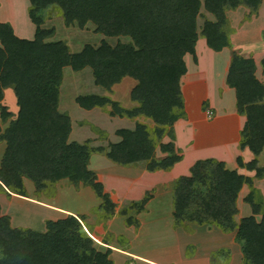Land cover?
Instances as JSON below:
<instances>
[{"label":"trees","instance_id":"16d2710c","mask_svg":"<svg viewBox=\"0 0 264 264\" xmlns=\"http://www.w3.org/2000/svg\"><path fill=\"white\" fill-rule=\"evenodd\" d=\"M29 17L36 26L33 40L21 39L9 23L0 22V111L3 124L9 125L0 135L6 150L0 164V193L27 197L24 180L32 181L37 191L68 179L92 187L103 200L101 210L110 214L114 204L97 177L89 169L92 149L69 142L72 121L59 111L60 87L65 68L75 72L90 68L97 86L111 90L124 79L136 81L131 98L138 106L123 109L110 97L79 96L78 105L91 110L112 107V116L151 119L159 139L169 134L175 139L174 124L187 114L181 92V80L187 74L185 56L196 58L201 35L210 49L221 52L232 45L227 11L244 6L256 11L262 0H29ZM58 8L66 25L84 28L92 23L96 32L109 38L130 37L132 43L115 47L103 41L100 46H86L72 53L64 42H47L52 31L42 28L46 12ZM204 9L215 17L206 20L201 34L198 19ZM264 69V60L261 62ZM227 85L235 89L237 111L246 117L241 131L240 149H249L256 157L241 168L255 171L264 178L258 157L264 151V85L256 77L253 59L234 54ZM13 89L19 112L15 119L2 106L5 90ZM205 110L207 105L205 104ZM165 128H169L167 131ZM122 141L111 146L107 157L121 166L147 162V171L170 170L183 157L176 155L174 144H163L168 156L155 157L156 145L146 124L134 130L118 132ZM244 185L251 188L245 198L253 215L236 223L237 200ZM148 203L145 199L142 207ZM175 223L215 224L227 233L236 231L243 264H264V198L253 188V179L231 171L216 159L200 160L190 175L179 178L174 190ZM257 216H261L260 220ZM83 217L69 215L48 221L45 233L13 228L0 207V264H114L111 250L97 249L86 231ZM131 225V220H128Z\"/></svg>","mask_w":264,"mask_h":264},{"label":"rangeland","instance_id":"374dc122","mask_svg":"<svg viewBox=\"0 0 264 264\" xmlns=\"http://www.w3.org/2000/svg\"><path fill=\"white\" fill-rule=\"evenodd\" d=\"M28 2V0H0V16L17 18L18 15H21L18 17L19 19L22 16H27ZM237 10L227 11L233 33L230 37L232 45L225 48V54L231 57V62L234 54L244 59H253V56L256 55L255 58L259 61L256 77L264 85V69L261 64L264 60V0L256 11L244 6H241L238 14L235 13ZM205 12L198 19L199 34L203 30L205 21L209 20L205 15L208 12L206 10ZM230 14H236L233 16V20L230 19ZM211 15H208L209 18L214 17ZM259 16L261 17L258 18ZM256 18L258 19L253 21ZM42 28L52 31V36L46 39L47 42H64L72 53H80L86 46L97 48L103 41H107L113 47L119 43H132L130 37H105L96 32V27L92 23L87 24L84 28H80L76 23L66 25L61 11L56 7H52L46 12ZM19 31V33H23L21 30ZM201 40L203 41L202 38ZM200 53L203 58V66L200 71L191 70V78L186 77L184 81L186 84L188 80L184 95L189 116L197 129L196 136L198 137L196 148L189 155L191 158L208 155L206 159L209 157L217 159V150H220L217 148L219 141L235 138L236 123L232 116L227 121L216 123L217 115L215 116L214 111L208 110L205 114L201 111V102L208 98H217L218 88H221L223 81L224 62L223 57L217 59V56L207 52L203 46H200ZM65 69L64 80L60 87V104L62 113L70 114L72 121L69 142L88 145L92 149L94 153H92L89 162V169L95 173L97 182L103 185L104 193L109 195L114 208L111 214L101 210L103 200L97 196L92 187L82 183L75 186L68 179L57 183L55 188L48 186L42 191H37L35 184L25 179L26 198L44 206L48 205L51 208L55 207L69 212L62 219L69 215L83 217L86 231L93 236L97 249L102 252H108L110 247L118 251L126 249L136 255L148 256L150 259L155 258L161 264H243L241 263L243 261L241 252L234 243L236 231L227 233L215 224L198 225L185 222L179 226L175 223L173 216L175 186L179 178L186 176V166H189L192 159L187 160L182 171L180 168L173 169V167L170 170H158L149 175L146 169L147 162L139 163V165L121 166L107 157L111 146L122 141L118 132L123 129L134 130L137 124H146L149 129L152 135L151 139L156 145L155 157L157 160L168 156L167 153L161 151V146L169 143L174 144L175 139L171 141L169 134L158 139L154 134L157 128L156 124L143 116L136 118L112 116L111 106L96 107L91 110L83 108L82 112L79 111L78 105L74 106L79 96L96 95L108 96L118 102L121 108L131 110L138 106L131 98V92L137 84L136 81L126 78L111 90L102 87L99 91L98 87L100 86L95 84L92 70L75 72L71 68ZM217 70L220 74L218 82ZM233 90L235 91V89ZM233 96V93H229L225 98L224 107L218 106L221 116L226 113L222 107L227 108L228 111L233 109L234 105L231 106ZM2 106H6L9 112L14 115L13 119L16 118L19 107L13 89L6 90ZM233 113L234 110L231 115ZM9 122L3 124L0 111V135L4 133ZM239 126L242 127L240 122ZM165 130L169 131L170 129L165 128ZM2 143L4 142H0L1 155L5 149V147H1ZM175 148V154L181 156V151L176 146ZM261 155L258 157L259 166L264 167V155ZM239 156V153H233L230 157L233 160L231 165L235 168L240 167L237 162ZM254 158L256 157L254 156ZM252 179H255L253 188L260 191L261 189H258L257 186L263 187L264 180H259L256 175ZM248 188L242 193L243 196L251 191V188ZM3 194L5 193H0V195ZM7 196L8 201L6 202L9 205L6 207L20 216L21 224L29 225L38 232L47 230L43 221L47 220L46 223L52 221L48 220L51 217L48 210L23 201H12L10 200L12 194ZM243 196L240 195V197ZM240 197L237 200L236 223H239L243 216L247 218L246 216H249L248 214L252 211L245 199H240ZM153 198L155 201L150 205ZM145 199H148V203L141 209ZM128 220H131V225ZM231 247H233V253H231ZM126 264H134V262L132 259H127Z\"/></svg>","mask_w":264,"mask_h":264},{"label":"crops","instance_id":"0c3cea01","mask_svg":"<svg viewBox=\"0 0 264 264\" xmlns=\"http://www.w3.org/2000/svg\"><path fill=\"white\" fill-rule=\"evenodd\" d=\"M28 3H29L28 5H30V2H28ZM28 5H27V9H28L27 16H22L20 19L18 17H20L21 15H18L17 18L0 16V22L1 23H9L13 27L15 34L19 38L33 40L34 37H35V33H36V26L32 23V21H31V19L29 17V7L30 6H28ZM240 9H241V7L235 13L236 14L240 13ZM202 13H206L204 7L201 10V14ZM231 13H234V12H231ZM236 14H233V15L230 14L229 15L230 19L233 20V16L236 15ZM205 15H207L206 17L210 21H215L214 17L209 18L208 15H211V14L208 13V14H205ZM260 17L261 16H259L258 18H260ZM258 18L254 19L253 21L257 20ZM19 30H21V32H23V33L22 34L19 33L20 32ZM201 38L203 39V41L201 40ZM200 46H203V48L207 52L211 53L212 55L217 56V59L219 57H221V58L223 57L222 60L224 62L223 79H222L223 81H222L221 88L220 89L218 88L217 98L216 99H213V98L209 99L208 98L207 100L205 99V101L203 100L204 102H201V105H200L201 111L204 114L206 112H208V110L214 111L215 116L217 115L216 123H218L220 121H224V120L227 121V119L230 118L231 116L234 118V121L236 123L235 124V129L236 130H235V134H234L235 138L233 137V139H226L225 141H222V142L219 141V143L217 145L218 146L217 148H219L220 150H217V159L216 160H218L220 162H224L226 164V167L229 170H231V171H237L240 175H243V176H246V177H250V178H254L255 175H256L255 171H249V170H247L245 168H241V167H238V166L235 168V167H233L231 165L233 163V160L230 157L233 155V153H239L240 154L239 157H242L244 163H249V162H251V161H253L255 159L253 153L249 149H245L243 151L239 147L240 146V140H241V135H239V134H241V131L243 130V128H244V126L246 124V117L238 114L237 105H236L237 104L236 103L237 102L236 93H235V91L232 88H230L227 85V82H226L227 76H228V72H229V68H230V64H231V57H229L228 55L226 56V54H225L226 50L225 49L223 51H221V52H215L212 49H210L207 46L206 40L203 37H201V35L199 36V39H198L197 45H196V58H197V60L194 59L193 55L187 54L185 56V62H186L188 71H187V74L181 80V92H182V95H183V99H184V103H185V110H186L187 116H186L185 119L178 120L173 126V129L175 131V141H173V143L175 144L177 149H179L181 151V156L183 157V159H182L181 162L177 163L174 166L173 169L180 168V171H182L183 165L186 164L187 160L192 159V161L189 164V166H186V169H185V172H187L185 174H186V176H188V175H190V169L194 166L196 161L198 162L200 160H205L206 157L208 156L207 155L206 157H202L203 155H198V156H194L193 158H191L190 157L191 155H189L196 148V142H197L198 137L196 136L197 129L194 127V124H193V122H192V120H191V118L189 116V112H188L189 110L187 109V104H186V97L184 95V93H186L185 92V87L188 84V80H187V82L185 84V82H184L185 78L186 77H188V79H189V77L191 78V74H190L191 70L197 69L198 71H200L201 67L203 66V58L201 57ZM255 56H253V59L255 61L256 68H257V71H258L259 70V61H258L257 58H255ZM217 69H218V67H217ZM84 70H91V69L90 68H86ZM218 70H217V82L219 81L218 77H220V74H219ZM257 71H256V73H257ZM98 88H99V91L102 89V87H98ZM6 90H8V89H6ZM6 90H5V93H6ZM229 93H233V95H234L233 98H232L233 103H231L232 107L234 105L233 109L231 108L232 110H234V113L232 115H231L232 110L228 111L227 108L226 109L223 108L224 107L223 105H225V103H224L225 102V98H226L227 95H229ZM74 104H75L74 106L78 105V103H76V102ZM205 104L207 105V110L204 109L205 108ZM218 106H223L222 110H224L226 112L225 115L221 116V110H219ZM216 108H217V110H216ZM78 109H80L79 111H81V112L83 111V108L82 107L80 108V106L78 107ZM59 111L62 113L61 104L59 105ZM239 122H240V124H242V127L239 126ZM228 133L230 134L229 130H228ZM167 138H169V137H167ZM1 147H5V149H4V153H5L6 143L5 142L2 143ZM4 153H3V155H1V153H0V164H1V161L3 159ZM263 155H264V151H263L261 156H263ZM203 158H205V159H203ZM209 158H212V157H209ZM209 158H207V159H209ZM213 159H215V158H213ZM260 160H261V158H260ZM183 172H184V170H183ZM148 174L150 175V174H153V173L152 172H148ZM254 180L255 179H253V181ZM259 180L263 181L264 179H259ZM247 186L248 185H244L243 186V188L241 190V193L239 194V197H240V195L243 196L242 193L245 191V189H249L248 188L249 186L248 187ZM257 188L261 189L260 191H261V193L263 195V198H264V186L263 187L257 186ZM248 194H246V196L240 197V199L244 200L248 196ZM10 200H12V201H23V202L32 204L34 206H38V207H41L43 209H46V210L49 211V214L51 215L50 219H48V220H52V221L60 220L63 217H66L68 215V213H69V212H67L64 209H59V208H55V207L51 208L48 205L44 206V205H41L40 203H38L36 201L33 202V200L30 199V198H26V197L19 196V195H16V194H12V197H11ZM238 200H239V198H238ZM6 201H8V196L6 194L0 195L1 215L2 216H8L10 218L11 226L13 228H24V229L33 230V228L30 227L29 225H24V224L20 223L21 222V220H20L21 218H19L20 216L15 214L12 210H9L6 207L7 205H9V203H7ZM154 201L155 200L153 198L150 201L149 204L151 205ZM248 215L249 216H246V217H250L251 215H253L252 211H250V214H248ZM259 217H260V219L262 218L261 216H257L258 220H259ZM243 218H245V217L243 216ZM46 221L47 220L43 221V224H44L45 228H46ZM34 231H36V230H34ZM46 231L47 230H45L44 232L42 231L41 233H45ZM234 243H235V246H237L238 249L241 252L240 255H241L242 260H243L241 263H243L244 262V256H243V253L241 251V246L236 241H234ZM109 249L111 250L110 255H109V259L111 261H113L114 264H126L127 259L128 260L132 259L134 264H161L158 261H156L155 258L154 259L153 258L150 259L148 256L136 255L135 253H133L130 250L122 249V251H118L117 249L115 250L113 247H110ZM231 251H232L231 253H233V251H234L233 247H231ZM133 257H135V258H133Z\"/></svg>","mask_w":264,"mask_h":264}]
</instances>
